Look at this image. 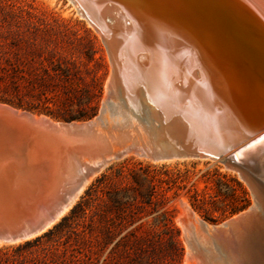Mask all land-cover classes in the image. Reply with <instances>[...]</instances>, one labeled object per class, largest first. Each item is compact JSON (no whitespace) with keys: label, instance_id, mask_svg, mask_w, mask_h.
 <instances>
[{"label":"rangeland","instance_id":"rangeland-1","mask_svg":"<svg viewBox=\"0 0 264 264\" xmlns=\"http://www.w3.org/2000/svg\"><path fill=\"white\" fill-rule=\"evenodd\" d=\"M0 66L22 68L52 86L45 93L47 107L20 109L55 120L86 121L105 106L98 127L103 138L82 142L86 150L79 148L78 154L83 160L108 148L150 145L149 114L121 88L109 85L107 48L71 0H0ZM93 111L80 119L50 113L68 117ZM84 163L73 162L71 172L64 162L57 171L64 188ZM77 203L74 229L87 264H229L217 258L213 243L202 240L208 235L200 238L190 231L189 220L218 225L252 207L254 196L241 174L221 158L154 160L133 147L102 165L63 215ZM233 208L238 210L230 214ZM263 222L250 213L239 230L261 239ZM227 240L234 248L231 236Z\"/></svg>","mask_w":264,"mask_h":264},{"label":"bare ground","instance_id":"bare-ground-1","mask_svg":"<svg viewBox=\"0 0 264 264\" xmlns=\"http://www.w3.org/2000/svg\"><path fill=\"white\" fill-rule=\"evenodd\" d=\"M71 1L107 45L112 64L109 85L121 88L126 98L135 105H140L136 95L137 86L140 85L149 98L162 105L168 101L172 107L184 106L198 118L202 128L207 127L210 120L227 132L237 126L236 129L240 127L251 133L256 127L264 126V0ZM101 23L107 24L112 32L109 40L104 37ZM17 110L22 112L20 108ZM104 111L105 106L90 120L72 122L54 120L45 114H33L36 122L54 121L58 129H53L60 132L48 137V148H37L34 162L43 158V162L62 167L64 162H68L71 172L74 170L73 162H86L76 173L73 172L74 179H70L72 183L66 189L68 202L60 203L55 221L69 209L95 172L114 156L134 147L154 160L179 159L176 156L153 157L154 151L149 144H131L120 151L108 150L95 159L83 160L78 151L85 146L80 142L85 140L84 143H88L93 138L97 140L102 137L98 135L101 133L98 127L103 121ZM151 115L152 142L154 134L164 137L168 130L156 109L152 108ZM219 116L222 118L219 119ZM88 136L93 138L89 139ZM198 140L207 150L216 145H225V150H228V144L232 141L229 136H215V144L208 138ZM5 143L0 139V169L11 163L5 153ZM263 145L261 138L255 140L247 156L263 162L264 152L258 149ZM241 155V151L234 154L236 162H239ZM237 171L253 193V206L218 225L212 226L194 217L189 220L193 228L190 231L200 238L208 235L206 240H202L213 243L217 258L229 261V264H244L249 241L257 238L239 230L241 223L248 220L250 213L258 214L264 221V189L258 186L253 176L248 175L247 178ZM242 215L246 217L241 222ZM51 225L50 222L45 229ZM223 228H226L225 234L221 233ZM228 236H231L234 248L227 240ZM260 240L264 241V238ZM204 249L210 254L208 248L204 246ZM250 250L252 255L256 254L253 248L250 247Z\"/></svg>","mask_w":264,"mask_h":264},{"label":"water","instance_id":"water-1","mask_svg":"<svg viewBox=\"0 0 264 264\" xmlns=\"http://www.w3.org/2000/svg\"><path fill=\"white\" fill-rule=\"evenodd\" d=\"M100 27L104 31V37L109 40V35L112 33L109 26L101 23ZM136 95L141 105H139L140 109L149 114L150 120L153 119L151 110L154 108L168 130V134L164 137L154 134L149 145L154 151L153 157H223L229 167L239 170L247 178L248 175L253 176L259 183L258 186L261 185L264 189V158L263 162H258L247 156L252 143L264 137V126L258 125L259 127L251 133L240 127L236 129L237 126L227 132L209 119L208 126L202 128L198 118L188 112L184 106L172 107L168 101L162 105L149 98L140 85L137 86ZM217 105L221 106L219 102ZM17 109L19 108L0 101V139L6 142L5 153L8 161L11 162L0 169V243L2 244L18 242L42 233L50 222L54 224L59 220L54 219L58 215L60 203L68 202L67 188L61 184L62 178L60 179L59 176L61 172H57L62 166L43 162V158L39 162H34L33 158L37 148H48V137L51 134L60 133L54 130L58 129L57 124L47 120L36 122L33 118L35 113L25 109H21L22 112L19 113ZM219 119H215L216 122H220ZM215 136H229L232 140L228 144L229 149L225 150V145L218 147L216 145L208 150L202 148L203 142H199L198 139L208 138L212 144H215ZM91 138L93 136L89 137ZM94 139L96 138L92 140ZM258 149L264 152V145L259 146ZM240 151L243 155L239 162H236L233 156ZM245 217L246 215H242L239 221L242 222ZM225 229L219 232L225 234ZM259 240L257 237L255 241H249L250 246L247 248L244 264H264V241ZM250 247L256 251V254H251Z\"/></svg>","mask_w":264,"mask_h":264},{"label":"trees","instance_id":"trees-1","mask_svg":"<svg viewBox=\"0 0 264 264\" xmlns=\"http://www.w3.org/2000/svg\"><path fill=\"white\" fill-rule=\"evenodd\" d=\"M24 72L22 68L0 66V101L32 111H37L40 105L47 107L44 104L49 98L45 93L52 89L50 82ZM50 113L57 117L80 119L91 117L96 112L68 117ZM79 204L42 233L18 242L0 244V264H87L86 254L74 229V221L78 218L75 209ZM237 210L233 208L230 214Z\"/></svg>","mask_w":264,"mask_h":264},{"label":"snow or ice","instance_id":"snow-or-ice-1","mask_svg":"<svg viewBox=\"0 0 264 264\" xmlns=\"http://www.w3.org/2000/svg\"><path fill=\"white\" fill-rule=\"evenodd\" d=\"M261 141H264V137H261Z\"/></svg>","mask_w":264,"mask_h":264}]
</instances>
